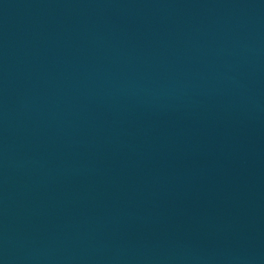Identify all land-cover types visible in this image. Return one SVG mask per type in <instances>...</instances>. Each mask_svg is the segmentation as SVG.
I'll return each mask as SVG.
<instances>
[{
    "label": "water",
    "instance_id": "95a60500",
    "mask_svg": "<svg viewBox=\"0 0 264 264\" xmlns=\"http://www.w3.org/2000/svg\"><path fill=\"white\" fill-rule=\"evenodd\" d=\"M0 264H264V0H0Z\"/></svg>",
    "mask_w": 264,
    "mask_h": 264
}]
</instances>
